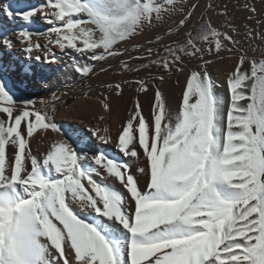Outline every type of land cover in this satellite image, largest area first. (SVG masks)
Returning <instances> with one entry per match:
<instances>
[{"label":"snow or ice","instance_id":"snow-or-ice-1","mask_svg":"<svg viewBox=\"0 0 264 264\" xmlns=\"http://www.w3.org/2000/svg\"><path fill=\"white\" fill-rule=\"evenodd\" d=\"M223 7L221 25L205 19L198 0H47L49 45L92 61L118 55L120 42L179 14L169 37L175 46L166 44V55L155 59L147 48L150 65L170 71L185 58L207 65L205 56L225 50L238 63L226 79L227 101L198 63L177 110L159 90L150 115L137 99L117 132L121 160L99 146L85 155L92 137L113 142L107 126L63 129L35 100L17 101L0 79V264H264V59L249 57ZM36 11L19 15L30 21ZM19 35L29 57L41 47L29 31ZM246 38L255 39L254 30ZM48 52L45 60L56 59ZM124 68L131 70L127 62ZM92 70L76 66L83 76ZM137 83L147 93V82ZM48 130L71 142L34 152L31 140Z\"/></svg>","mask_w":264,"mask_h":264},{"label":"rangeland","instance_id":"rangeland-1","mask_svg":"<svg viewBox=\"0 0 264 264\" xmlns=\"http://www.w3.org/2000/svg\"><path fill=\"white\" fill-rule=\"evenodd\" d=\"M187 2H197V0H187ZM198 2L205 19L210 18L221 25L225 24V17L220 13L224 11L223 6H226L227 19L234 21L237 26L240 33L237 39L248 49L249 57L257 61L264 59V42L260 39L261 34H264V0H198ZM210 4L213 5L211 17L208 16L207 7ZM249 8H255V14L250 13ZM29 10L38 11L30 21H24L19 14ZM8 11H12L14 15L9 17ZM45 11H49L47 0H0V40L7 38L11 41V47L0 46V79L6 82L7 88L17 101L35 100L36 108L48 111L58 126H62L63 129L88 131L97 126L105 127L107 121L110 129L113 114L108 112L112 111L111 108L109 110L103 108L104 98L107 97L108 102L123 116L126 113L129 98L133 101V106L137 99L142 106L145 102L146 93L140 90L137 83L140 80L147 82L148 90L149 88L155 92L159 90L165 96L168 107L175 111L181 103L183 94L181 91L186 89L190 72L197 70V63L207 68L216 81L218 94L226 101L228 100L226 79L238 63L235 52L225 50L218 56L207 55L204 59L211 60V63L207 65L204 64L203 59L190 61L185 58L182 65L181 62L170 65V71L150 65L148 58H145L146 49L149 47L154 51L151 59H155L156 54L166 55V44L175 46L169 37L176 32L179 14L166 15L150 27L139 31L128 41L120 42L117 45L118 55L108 57L105 61H92L90 57L83 56L73 49L61 50L55 44L49 45V30L53 25L43 14ZM250 16L251 19H249ZM199 19L198 15L197 20ZM21 29L31 33L33 43L41 45L40 48L33 49L30 57L24 51L27 42L19 35ZM246 30H254L255 39L247 40ZM54 38L55 34H53ZM178 39L182 41L183 36ZM48 48H51V52H48ZM46 52L49 57L55 55L56 59L45 60ZM37 56L40 57L39 60L36 59ZM167 58L171 59L170 56ZM125 62L131 70L124 68ZM77 65L89 66L93 70L83 76L76 71ZM68 66L71 69H68ZM181 66H183L182 71ZM244 67L250 71V62ZM161 76L164 77L163 80H159ZM116 85L120 86L119 89ZM96 101H100L99 104H96ZM152 103L146 107L143 106L146 116L147 108H151ZM71 108H76V111L72 112ZM101 116L104 117L103 121L100 120ZM76 120L84 121L92 127H87ZM122 124V122L119 123L116 133ZM64 139H69L71 142L66 133L48 130L47 133L35 135V138L31 140V147L34 152L38 151L43 155L50 149L52 143ZM116 139L117 134L115 144ZM92 141V150L85 152L87 157L98 154L96 148L99 146L117 160L122 159L117 144H98L93 138ZM85 186L88 187L87 184ZM116 186L119 187L118 184Z\"/></svg>","mask_w":264,"mask_h":264},{"label":"bare ground","instance_id":"bare-ground-1","mask_svg":"<svg viewBox=\"0 0 264 264\" xmlns=\"http://www.w3.org/2000/svg\"><path fill=\"white\" fill-rule=\"evenodd\" d=\"M59 62V61H58ZM69 67V66H68ZM68 69H71L70 67L68 68ZM159 80H160V78H159ZM182 92H184V90L183 91H181V93ZM154 94H155V90H153V89H150L149 88V90L147 91V93L145 94V102H143V106L145 105V107H146V105H149V104H151L152 102H153V99H154ZM93 102V101H92ZM91 102V103H92ZM100 102V101H99ZM99 102L98 101H96V104H99ZM127 102V101H126ZM103 105V104H102ZM133 101L129 98V100H128V102H127V110H126V113L122 116L120 113H118L117 111H116V107H114L113 105H111L110 104V108L112 109V111H108V112H110V113H112L113 114V116H111V120H112V126L110 127V130H111V132H112V136H113V144H115V142H114V140H115V138H116V130H117V127H118V125H119V123L120 122H122V123H124L125 121H126V119L128 118V114H129V112L133 109ZM76 109V108H75ZM74 108H71V111L73 112V111H76ZM150 107L149 108H147V114L148 115H150ZM108 116V115H107ZM77 122H81V123H83V124H85V125H87V127H92V125H89V124H86V122H84V121H80V120H76ZM82 124V125H83ZM84 126V125H83ZM105 126H109V124H108V121L105 123ZM93 138V140H94V142H96V143H102V142H100V141H98V140H96L95 139V137H92ZM116 145V144H115ZM96 155V154H95ZM92 156V155H91ZM151 258V257H150Z\"/></svg>","mask_w":264,"mask_h":264}]
</instances>
